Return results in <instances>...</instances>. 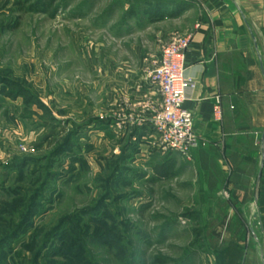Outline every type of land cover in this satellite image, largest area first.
I'll return each instance as SVG.
<instances>
[{"label":"rangeland","instance_id":"374dc122","mask_svg":"<svg viewBox=\"0 0 264 264\" xmlns=\"http://www.w3.org/2000/svg\"><path fill=\"white\" fill-rule=\"evenodd\" d=\"M19 1L0 0V264H217L199 147L163 153L152 124L170 38L154 53L132 0Z\"/></svg>","mask_w":264,"mask_h":264},{"label":"crops","instance_id":"0c3cea01","mask_svg":"<svg viewBox=\"0 0 264 264\" xmlns=\"http://www.w3.org/2000/svg\"><path fill=\"white\" fill-rule=\"evenodd\" d=\"M125 6L140 31L151 34L154 53L157 42L192 35L186 76L196 87L184 106L205 141L195 151L201 205L214 215L215 237L227 232L217 264H264V0H132ZM151 84L146 92L155 98ZM223 163L233 167L226 197ZM241 165L257 166V175Z\"/></svg>","mask_w":264,"mask_h":264},{"label":"built area","instance_id":"2783aa9c","mask_svg":"<svg viewBox=\"0 0 264 264\" xmlns=\"http://www.w3.org/2000/svg\"><path fill=\"white\" fill-rule=\"evenodd\" d=\"M191 42V34L173 35L162 47L161 56L151 64V76L160 97L152 124L163 153L188 156L191 150L205 145L196 133L193 114L184 106L188 91L196 87V82L186 76V54ZM216 114H221L219 105Z\"/></svg>","mask_w":264,"mask_h":264},{"label":"trees","instance_id":"16d2710c","mask_svg":"<svg viewBox=\"0 0 264 264\" xmlns=\"http://www.w3.org/2000/svg\"><path fill=\"white\" fill-rule=\"evenodd\" d=\"M55 1L56 0H36L35 5H31L27 9L28 11L40 10L41 12L54 16L58 10L57 7H55Z\"/></svg>","mask_w":264,"mask_h":264},{"label":"water","instance_id":"95a60500","mask_svg":"<svg viewBox=\"0 0 264 264\" xmlns=\"http://www.w3.org/2000/svg\"><path fill=\"white\" fill-rule=\"evenodd\" d=\"M258 190H259V185H257V191H256V201L258 200Z\"/></svg>","mask_w":264,"mask_h":264}]
</instances>
